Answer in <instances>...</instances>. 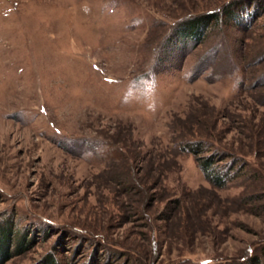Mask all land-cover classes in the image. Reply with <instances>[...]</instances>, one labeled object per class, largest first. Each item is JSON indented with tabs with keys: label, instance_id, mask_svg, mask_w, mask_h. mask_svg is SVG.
Listing matches in <instances>:
<instances>
[{
	"label": "rangeland",
	"instance_id": "rangeland-1",
	"mask_svg": "<svg viewBox=\"0 0 264 264\" xmlns=\"http://www.w3.org/2000/svg\"><path fill=\"white\" fill-rule=\"evenodd\" d=\"M228 1L0 0V264H264V8L179 30Z\"/></svg>",
	"mask_w": 264,
	"mask_h": 264
},
{
	"label": "trees",
	"instance_id": "trees-1",
	"mask_svg": "<svg viewBox=\"0 0 264 264\" xmlns=\"http://www.w3.org/2000/svg\"><path fill=\"white\" fill-rule=\"evenodd\" d=\"M263 8L264 0H230L224 3L220 10L203 12L181 20L179 22V30L183 35H190L191 38L199 40L211 24L220 22L222 19L227 22L243 24V13L247 11L254 16ZM181 145L182 150L190 151L196 156L205 177L215 187L226 186L231 180L238 177L246 166L245 155L242 152L215 145L214 142L206 137L198 136L186 139ZM12 233L9 226H5L2 229L0 254L5 253V255L2 256L0 263L8 258L7 243L11 240ZM26 242L25 238H20L19 247L24 246ZM262 252L264 253V246L262 247ZM252 258L253 264H261L262 256L255 255ZM244 262L236 261L231 264H248V262ZM47 264H56L55 255L48 257Z\"/></svg>",
	"mask_w": 264,
	"mask_h": 264
}]
</instances>
